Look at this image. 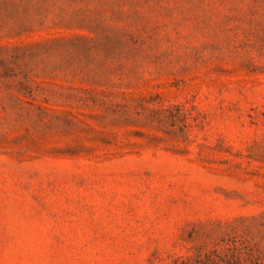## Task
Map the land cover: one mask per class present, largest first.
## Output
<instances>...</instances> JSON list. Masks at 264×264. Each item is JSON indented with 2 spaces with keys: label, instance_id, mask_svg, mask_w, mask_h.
Listing matches in <instances>:
<instances>
[{
  "label": "rangeland",
  "instance_id": "374dc122",
  "mask_svg": "<svg viewBox=\"0 0 264 264\" xmlns=\"http://www.w3.org/2000/svg\"><path fill=\"white\" fill-rule=\"evenodd\" d=\"M0 264H264V0H0Z\"/></svg>",
  "mask_w": 264,
  "mask_h": 264
}]
</instances>
